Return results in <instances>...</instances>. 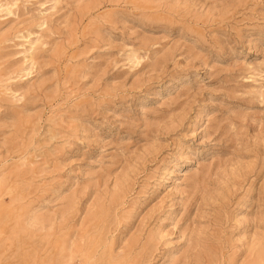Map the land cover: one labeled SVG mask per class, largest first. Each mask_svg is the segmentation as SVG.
<instances>
[{
	"label": "rangeland",
	"instance_id": "rangeland-1",
	"mask_svg": "<svg viewBox=\"0 0 264 264\" xmlns=\"http://www.w3.org/2000/svg\"><path fill=\"white\" fill-rule=\"evenodd\" d=\"M0 264H264V0H0Z\"/></svg>",
	"mask_w": 264,
	"mask_h": 264
}]
</instances>
